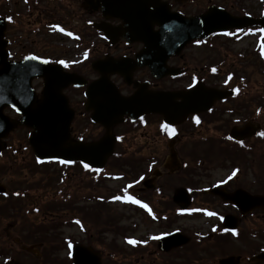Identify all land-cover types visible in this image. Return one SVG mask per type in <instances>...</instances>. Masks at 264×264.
Instances as JSON below:
<instances>
[{
	"label": "flooded vegetation",
	"instance_id": "obj_1",
	"mask_svg": "<svg viewBox=\"0 0 264 264\" xmlns=\"http://www.w3.org/2000/svg\"><path fill=\"white\" fill-rule=\"evenodd\" d=\"M19 1L41 10L34 21L11 13L10 56L33 55L74 74L63 89L73 113L70 141H99L107 126L95 117L124 111L110 87L92 88L103 74L122 96L137 97L125 106L124 119L111 125L114 152L106 165L52 160L56 188L42 186L57 208L30 195L34 209L19 211L22 220L42 213L51 218L44 222L79 221L86 239L45 241L37 261L20 256L11 261L73 264L69 245L75 244L86 248L92 264H234L224 261L231 257L238 264H264L255 259L264 252V0H166L183 17L207 15L213 29L164 52L154 48L159 39L154 34H110L107 40L93 23L122 21L105 17L87 0L11 4ZM58 22L77 36L72 51L59 46L65 39L53 31ZM15 29L40 40L23 51ZM43 80L34 81L40 93ZM165 91L170 95L159 99ZM27 151L32 153L31 147ZM218 166L223 173L215 172ZM113 197H122L125 205L110 204ZM19 251L29 253L24 245Z\"/></svg>",
	"mask_w": 264,
	"mask_h": 264
},
{
	"label": "water",
	"instance_id": "obj_2",
	"mask_svg": "<svg viewBox=\"0 0 264 264\" xmlns=\"http://www.w3.org/2000/svg\"><path fill=\"white\" fill-rule=\"evenodd\" d=\"M145 3V0H142ZM166 27H171V23L167 17L162 18L161 21ZM204 21V23H203ZM5 21L0 18V152L4 149L5 145L1 141L5 138L17 125H25L33 128L29 136V142L33 147L34 153L40 160L47 158H72L74 154L79 153L83 158L87 156L95 157L94 160L104 164L108 156L112 153L113 145L99 144L98 147H106L108 151L102 153L99 150L93 153H81L79 151L80 145L77 143H68L70 137V121L71 116H65V112L61 109L58 103L50 105L54 109L53 114L46 112V105L48 98L36 102V95L31 86V80L36 75H44L48 78L47 89L48 93L56 92L60 95L62 85L58 82V70L54 67L46 66L37 62H10L8 60V52L6 50L7 40L4 39ZM173 32V30H175ZM213 28L209 27L206 17H194L190 19L176 18L173 26L167 33H181L183 35L193 34H207ZM165 30L162 29L161 33ZM181 43L186 42V38L180 39ZM136 99V98H134ZM129 99L123 101L128 102ZM121 103V104H122ZM12 106L19 113L22 114L18 120H13L3 113L5 106ZM124 110V108L122 107ZM105 114L109 119H120L123 111H106ZM77 264H84L83 259H77ZM20 264V263H15Z\"/></svg>",
	"mask_w": 264,
	"mask_h": 264
},
{
	"label": "rangeland",
	"instance_id": "obj_3",
	"mask_svg": "<svg viewBox=\"0 0 264 264\" xmlns=\"http://www.w3.org/2000/svg\"><path fill=\"white\" fill-rule=\"evenodd\" d=\"M10 1L11 0H0V11L11 13L15 11H21V19L27 17L29 20L34 21L41 10V8L29 9V4L24 6L21 1L16 4H11ZM43 5L45 6L46 4ZM16 6H20L21 9L17 8ZM13 8L15 9L12 10ZM27 23L28 27H30V22ZM35 24L36 23H32V26H35ZM14 34L24 45V47L21 45V49L23 51H26L30 44H32L31 42L33 39H37V41L40 40L38 37H36V35H26L19 29H15ZM71 44L72 42L66 41L62 42L59 46L64 45L65 47H68L67 45ZM58 53L61 54L59 56H62L65 51H59ZM27 135L28 130L26 128H19L9 137L8 140L12 145V150L7 151L2 156H0V182H6L12 178L13 180L11 182H6V186L9 188V190H11V188H18L21 191H27V193L31 194L33 198L38 201V203H41V201L51 203L48 200L51 198V196H44V194L48 192L43 191L45 187L42 186V184L43 182H46V189L49 191L55 190L57 167L31 164L33 161V155H31V153L28 151L21 153L22 147L27 142ZM220 168V166L216 167L215 172L217 174L221 173ZM50 193L52 196L55 194L54 191ZM29 194H27L25 198L14 199L13 202L9 201V198L7 197H0V264H11L10 259L13 255L15 257L20 256L27 262L37 261L41 257L42 245L45 241L51 243L64 242V237L67 235L73 236L74 238H72L74 240H79L77 238L78 235L80 239H86L85 236L80 235L81 231H79L77 228L71 227V231H69L67 228L62 227L64 225L62 224L61 218L59 220L55 218L54 222L52 223H44V221L47 219L44 218L43 214L41 213L38 216H34L32 214L25 216L24 220H22V218L19 217V210L21 207L28 204L32 206L33 199ZM112 205L121 207L117 203ZM65 216H72V214H65ZM44 225L49 226L50 229L42 230ZM17 239H19L20 244L22 245H33L34 252L40 254L37 255L33 252H18V248H20L22 245H18ZM53 252L57 254L60 251L56 249L53 250ZM63 253L65 254L66 250H63Z\"/></svg>",
	"mask_w": 264,
	"mask_h": 264
},
{
	"label": "snow or ice",
	"instance_id": "obj_4",
	"mask_svg": "<svg viewBox=\"0 0 264 264\" xmlns=\"http://www.w3.org/2000/svg\"><path fill=\"white\" fill-rule=\"evenodd\" d=\"M61 63H63V62L61 61ZM85 167H87V165H85ZM117 199H119V197H117ZM128 199L131 200V202H133V203H139V201L134 200L132 197H128ZM141 207H147V205H141ZM209 215H211V213H209ZM130 243H131V241H130ZM69 247H71V245H69Z\"/></svg>",
	"mask_w": 264,
	"mask_h": 264
}]
</instances>
